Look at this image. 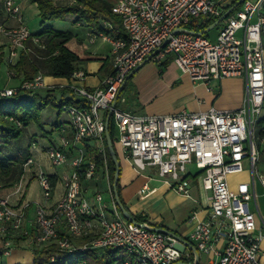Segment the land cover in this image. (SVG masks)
Returning a JSON list of instances; mask_svg holds the SVG:
<instances>
[{"label":"built area","instance_id":"obj_1","mask_svg":"<svg viewBox=\"0 0 264 264\" xmlns=\"http://www.w3.org/2000/svg\"><path fill=\"white\" fill-rule=\"evenodd\" d=\"M228 0H114L111 11L126 33L113 37L111 21L102 19L101 28L92 31L89 42L98 39L109 44L110 70L93 89L77 83L85 72L75 69L69 88L80 105L64 103L61 112L69 120L70 135H61L57 144L45 152L54 166L66 165L61 174L63 193L48 208L36 199L23 200L18 206L10 196L20 194V179L11 193L0 195V243L2 255L13 245L12 234L21 232L33 247L56 245L61 252L110 249L117 257L109 264H199L198 254L206 255L201 264H264L259 258L264 236L255 186L264 193V173L257 166L259 133L264 132V0H243L217 25L213 38L197 33L188 23L195 17H219ZM15 25L0 24L6 40L4 62L14 74V64L26 41L33 36L24 23L15 0H2ZM181 29L176 31L175 29ZM38 41L37 37H33ZM166 40V41H165ZM167 54L181 73L207 89L212 82L226 77H243L242 104L232 109L214 106L201 111L142 114L123 108L119 96L111 121L115 142L123 157L138 172L154 169L162 182L184 196H190V174L199 176L201 186L210 191L204 218L196 213L187 239L197 256L184 242L171 234L153 229L147 220L130 221L118 209L109 189L110 201L97 191L93 200L84 194L83 181L95 177L100 168L108 178L105 152V116L127 74L146 57L160 61ZM43 75L36 73L18 86L1 87L0 97L19 88L35 90L43 86ZM99 155L100 163L91 154ZM248 181L232 189L228 175L241 172L245 162ZM35 164L32 156L24 169ZM36 179L46 195L52 189L50 175L37 166ZM141 188V192L145 190ZM254 208L251 209L250 205ZM33 214L27 220V209ZM259 223L257 227V223ZM83 239L81 243H77ZM123 255V256H120ZM54 256H50V261ZM80 264H87L82 259Z\"/></svg>","mask_w":264,"mask_h":264},{"label":"crops","instance_id":"obj_2","mask_svg":"<svg viewBox=\"0 0 264 264\" xmlns=\"http://www.w3.org/2000/svg\"><path fill=\"white\" fill-rule=\"evenodd\" d=\"M106 1L112 4L114 0ZM232 1L228 0L227 2L231 3ZM15 2L19 4L24 23L27 24L32 33L39 32L47 26L55 30L70 31L72 37L66 44L69 49L75 51L79 56V60L75 63V69H81L85 72V78L77 83L83 84L89 89H93L101 84L110 70L109 44L102 41L89 42V35L96 28L87 25L83 20H76V15L72 13H67L62 19L42 21L38 16V8L35 2H31L30 0H15ZM29 15H35L37 17L34 28H31L28 24L31 19ZM66 19H70L69 21L72 22L68 28L63 27L66 26ZM99 21H102L101 18H99ZM16 23L17 20L15 18L4 13L0 24L15 25ZM215 34L216 32L213 36ZM1 47L6 52L5 39ZM161 62L164 63L162 66L159 65ZM3 64L4 62L2 61L0 68ZM4 69L3 79L0 77V88L18 85L23 78L22 74L16 72L12 78L6 75V65ZM42 75L43 86L34 91L40 94L52 93L57 99L61 96L64 99H69L72 96L74 99H78L73 91H70L71 89L68 86L71 81L70 77ZM211 85L212 87L207 89L202 83H194L188 75L178 70L171 59V55L167 54L160 61L152 59L143 61L130 75L126 90L121 95L127 97L129 100H127L128 102H124L126 107L123 106V103H120V105L135 113L154 115L182 112V110L196 112L205 110L211 106L224 110L236 108L242 104L245 92V80L243 77H226L213 81ZM60 88H64L65 90H60ZM43 115H45L44 120L51 124V130L58 132L57 142L48 140L44 146L46 149L49 145L57 144L61 135H70L71 127L68 117L64 113L61 111L56 112L53 107L45 105L40 112L39 124L30 122L25 126L24 130L28 132L29 136H38L39 138L47 137L48 131L44 128ZM257 139L260 151L264 146V134L262 136L259 135ZM29 147L34 148L35 144L31 142ZM26 151L29 152L28 156H32L35 160V164L26 167L22 175V183L25 181V186L27 187L30 179L36 178L37 166L42 167L30 148L26 149ZM115 153L120 164L118 177L120 197L128 212L130 214L142 215L153 226L167 228L181 237L187 238L195 222V220H189L190 216L194 212L198 218H204L207 212L206 210L209 207L210 191L202 188L201 183H199V176L196 173L189 175L190 196H184L162 182L154 169L138 172L125 160L121 150V157L117 154L116 149ZM244 163V169L241 172H233L228 175V182L232 189L236 188L238 182L249 180L247 163L246 161ZM256 167L264 173V154L258 156ZM45 173L51 177L53 182L51 190H53L56 186V173L46 171ZM257 185L259 184L256 183ZM143 186L146 188L141 192ZM7 187H9V190L4 192V194L13 191V185ZM62 188L58 195H50V193L46 195L44 193L40 198L33 197L32 199H36L50 208L58 198L60 199L63 193ZM83 189L85 196L91 201L93 200L94 193L97 191L102 192L104 198L110 201L108 190H112V187L110 185L109 175L106 178L100 168L97 169L95 177L83 181ZM5 190L3 189V191ZM25 195L26 188L23 191L21 190L20 194L18 192L12 194L10 196V202L18 206L23 200L30 199H26ZM255 195L258 205L257 209L264 216V193L260 185L259 191L257 192L256 190ZM250 207L253 209L254 205L251 204ZM26 213L28 220L32 217L33 209L31 207L28 208ZM258 225L259 223H257V227ZM12 237L13 245L11 246L10 252L7 255H0V264H39L34 260L33 246L24 239L21 232H14ZM82 241L83 239H79L77 243H81ZM94 254L95 258L105 254L106 259L118 256L114 250L110 249H98L94 251ZM259 258L264 263V236L260 241ZM198 259L199 264H201L205 261L206 255L199 253Z\"/></svg>","mask_w":264,"mask_h":264},{"label":"trees","instance_id":"obj_3","mask_svg":"<svg viewBox=\"0 0 264 264\" xmlns=\"http://www.w3.org/2000/svg\"><path fill=\"white\" fill-rule=\"evenodd\" d=\"M35 2L38 8V16L42 21L62 19L67 13L76 15V20H83L87 25L96 29L101 28V21L99 18L108 19L112 22L113 28L109 33L113 37H126V33L120 23L119 18L112 13L111 4L106 0H30ZM236 0L229 3L225 9ZM240 6H235L237 9ZM4 8L2 1L0 3V23L4 16ZM264 13V3H263ZM6 14V13H5ZM216 18L198 16L193 18L188 26L201 31L211 24ZM210 31V30H209ZM209 31L203 33L209 36ZM70 31L55 30L50 26L44 27L41 31L32 33L25 43L26 48L20 50L19 55L14 64V71L22 74L23 80L31 79L36 73L47 74L58 77H69L75 70V63L79 60L78 54L69 49L66 42L72 37ZM33 37H37L38 41H34ZM6 52L0 51V64L4 62L3 56ZM5 63V62H4ZM164 63H159L162 66ZM130 78V77H129ZM126 80L124 89H122L119 96L126 90ZM20 81V82H21ZM64 88H60L63 90ZM65 90V89H64ZM72 91V90H70ZM64 103L80 105L79 99H74L73 96L69 99H64L62 96L56 98L52 93L40 94L34 90H25L19 88L12 95L0 97V185L12 186L23 175V162L29 154L26 149H13L12 151L4 149L8 141L16 140L19 134L22 133L25 126L30 122L39 124L40 112L45 105L53 107L56 112L61 111V105ZM106 116V113L104 114ZM109 134L112 139V144L115 142V131L112 121L110 119ZM264 132H260L262 136ZM105 152L108 167V175L110 185L115 171L113 159L108 151L106 140ZM115 149V146H114ZM91 154L95 155L98 163H100L99 155L93 149H89ZM259 156L264 154V146L258 152ZM53 185V182H52ZM117 191L120 197V186L117 182ZM124 205V204H123ZM135 221H143L144 216L138 214H131ZM34 260L39 264H80L84 258L87 264H109L110 259H106L103 254L95 258L93 250L73 252H61L57 250L56 245L51 244L42 247H33ZM2 253V246L0 243V255ZM54 256V260L50 261V256ZM123 256V255H120Z\"/></svg>","mask_w":264,"mask_h":264},{"label":"rangeland","instance_id":"obj_4","mask_svg":"<svg viewBox=\"0 0 264 264\" xmlns=\"http://www.w3.org/2000/svg\"><path fill=\"white\" fill-rule=\"evenodd\" d=\"M30 16V21L28 22L29 26L31 28H34L35 27V22L37 20V17L34 15H29ZM32 16V17H31ZM70 19H66V26H63L64 28H68L70 26V22L69 21ZM218 25H216L215 27L211 28L210 31H209V36L211 38H213V34L216 32V30L218 29L217 28ZM100 40H97V42H99ZM4 42V38L2 36H0V51L2 50L1 48V45L3 44ZM5 64V63H4ZM3 64V65H4ZM1 66L0 68V77L1 79H3V76H4V66ZM8 68L9 66L6 65V75L9 76V77H14L15 74H16V71H14V74H10L9 71H8ZM21 81V80H20ZM20 83V82H19ZM18 83V85H19ZM16 85V86H18ZM14 87V86H12ZM132 94V93H131ZM124 97V96H122ZM127 100H129L127 97H124V102H128ZM123 106H125V103H123ZM126 107V106H125ZM43 123H44V128L46 131H48V135L47 137L45 138H39L38 136H29L28 132L26 130H23L21 134H19V136L16 138V140H13V141H8L6 143V146H3L4 149H7V150H13V149H21V150H25V149H29L33 152V154L35 155L36 159L38 160L39 164L41 165V167L46 171V172H49V173H56V186L53 190L50 191V195H58L59 191L61 190L62 188V183H61V177H60V174L68 169V167L66 165H61V166H54L50 160L48 159L47 155H46V152H45V148L44 146L47 144L48 140H51L53 142H57L58 140V132L56 131H52L51 130V124L47 123L45 119V115H43ZM33 125V124H31ZM31 142H33L35 144V147L34 148H31L29 147ZM115 146V149H116V152L117 154L119 155V157H121L120 155V150L118 148V145H116V142H114L113 144ZM21 179V178H20ZM19 179V180H20ZM19 180L13 184V187L15 188L16 185L18 184ZM23 181V176H22V179ZM6 187V188H5ZM9 187L7 186H3V185H0V190L3 191V189L5 191H1L0 192V195H3L4 192H7L9 189ZM13 188V189H14ZM26 188V195H25V198L26 199H32L33 197L35 198H40L43 194H44V191L40 188L39 184H38V181L36 178H31L30 181H29V184L27 185V187L25 186V181L23 182V187H22V191ZM256 190L257 192L259 191V185L256 186ZM5 195V194H4Z\"/></svg>","mask_w":264,"mask_h":264},{"label":"water","instance_id":"obj_5","mask_svg":"<svg viewBox=\"0 0 264 264\" xmlns=\"http://www.w3.org/2000/svg\"><path fill=\"white\" fill-rule=\"evenodd\" d=\"M243 0H236L234 3H232L231 5H229L227 7V9H225L223 11V13L217 17L211 24H209L206 28H204L203 30L201 31H197V33H200V34H203V33H206V31L208 32L211 28L215 27L221 20H223L228 14L229 12H231L235 6L239 5ZM181 28L180 27H177L175 30L178 31L180 30ZM166 41V40H165ZM150 57H146V60H149ZM142 64V62L140 64H138L136 67H134L128 74L127 76L125 77L123 83L119 86L118 91H117V94L114 98V100L111 102V105L106 113V116H105V140H106V145H107V148H108V151L113 159V162H114V166H115V171H114V176H113V181H112V192H113V198H114V201L118 207V209L120 210L121 214L127 218L128 220L130 221H135L134 218L131 216V214L128 212V210L125 208V206L123 205V203L121 202L120 198H119V194H118V191H117V182H118V177H119V171H120V164H119V160L117 158V155L115 153V149H114V145L112 144V139H111V136L109 134V131H108V127H109V122H110V119H111V115H112V110H113V107L115 105V102L117 100V98L119 97L123 86L125 85V82L126 80L130 77V75ZM153 229L155 230H158V231H162V232H165V233H168V234H171L173 235L174 237H176L178 240L184 242L191 250H193L197 256V250L195 248V246L191 243L188 242L187 239L181 237L180 235L174 233L173 231L167 229V228H163V227H158V226H153ZM173 264H182L181 262H175Z\"/></svg>","mask_w":264,"mask_h":264}]
</instances>
